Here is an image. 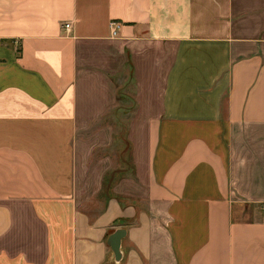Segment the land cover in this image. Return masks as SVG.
I'll return each mask as SVG.
<instances>
[{
    "label": "crops",
    "instance_id": "0c3cea01",
    "mask_svg": "<svg viewBox=\"0 0 264 264\" xmlns=\"http://www.w3.org/2000/svg\"><path fill=\"white\" fill-rule=\"evenodd\" d=\"M0 264H264V0H0Z\"/></svg>",
    "mask_w": 264,
    "mask_h": 264
},
{
    "label": "water",
    "instance_id": "95a60500",
    "mask_svg": "<svg viewBox=\"0 0 264 264\" xmlns=\"http://www.w3.org/2000/svg\"><path fill=\"white\" fill-rule=\"evenodd\" d=\"M127 235V230L125 228H120L117 229L113 234H111L108 244L112 248L115 259L117 262H120L123 258V253H122V242L123 239Z\"/></svg>",
    "mask_w": 264,
    "mask_h": 264
},
{
    "label": "built area",
    "instance_id": "2783aa9c",
    "mask_svg": "<svg viewBox=\"0 0 264 264\" xmlns=\"http://www.w3.org/2000/svg\"><path fill=\"white\" fill-rule=\"evenodd\" d=\"M69 27H70V25L68 24V25H67V28H69Z\"/></svg>",
    "mask_w": 264,
    "mask_h": 264
},
{
    "label": "rangeland",
    "instance_id": "374dc122",
    "mask_svg": "<svg viewBox=\"0 0 264 264\" xmlns=\"http://www.w3.org/2000/svg\"><path fill=\"white\" fill-rule=\"evenodd\" d=\"M119 144V143H118Z\"/></svg>",
    "mask_w": 264,
    "mask_h": 264
}]
</instances>
